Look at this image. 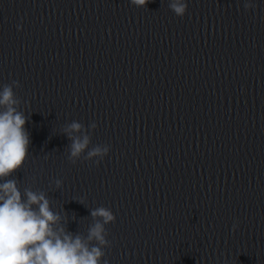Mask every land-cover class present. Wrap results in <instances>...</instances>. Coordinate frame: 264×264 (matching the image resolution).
<instances>
[{
	"label": "clouds",
	"instance_id": "clouds-1",
	"mask_svg": "<svg viewBox=\"0 0 264 264\" xmlns=\"http://www.w3.org/2000/svg\"><path fill=\"white\" fill-rule=\"evenodd\" d=\"M149 0H130L136 7H146ZM169 8L178 17L187 11L186 0H169ZM245 9L254 5L245 3ZM21 29V25H17ZM19 81L12 80L0 88V264H108L105 248L111 247L106 225L114 223L115 215L106 207L91 209L94 223L87 235L71 232L65 227L66 217L54 212L48 194L30 187L23 192L14 173L29 158L30 133L26 128L29 118L19 110L21 100L14 89ZM97 128L72 121L61 128V134L71 142L67 159L73 165L83 158L99 164L110 152L109 145H95L91 132ZM63 182L55 180L57 189ZM238 224H233V230Z\"/></svg>",
	"mask_w": 264,
	"mask_h": 264
}]
</instances>
